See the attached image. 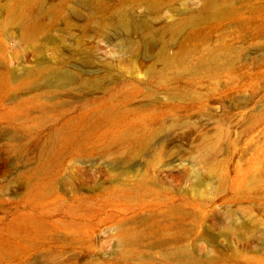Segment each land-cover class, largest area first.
<instances>
[{
	"label": "rangeland",
	"instance_id": "obj_1",
	"mask_svg": "<svg viewBox=\"0 0 264 264\" xmlns=\"http://www.w3.org/2000/svg\"><path fill=\"white\" fill-rule=\"evenodd\" d=\"M0 264H264V0H0Z\"/></svg>",
	"mask_w": 264,
	"mask_h": 264
}]
</instances>
